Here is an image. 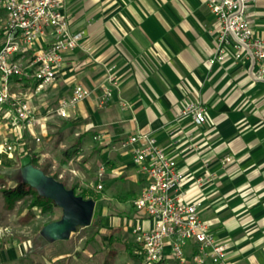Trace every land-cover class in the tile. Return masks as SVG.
<instances>
[{
  "label": "crops",
  "instance_id": "crops-1",
  "mask_svg": "<svg viewBox=\"0 0 264 264\" xmlns=\"http://www.w3.org/2000/svg\"><path fill=\"white\" fill-rule=\"evenodd\" d=\"M207 1L64 0L68 28L81 31L82 40L64 57L54 85L29 95L31 108L46 117L44 134L39 135L38 128L20 132L12 110L0 105L6 118L0 124L1 136L8 140L7 135L20 138L27 133L33 140L39 136L41 142L50 138L54 118L68 121L77 151L64 158L67 170L77 171L88 180V189L100 192L112 191L120 177L132 181L135 174L142 175L132 163L129 147L121 142L134 134H150L186 175L183 197L201 201L199 217L213 238L225 245L228 262L264 264V80L254 79L257 67L247 59H233L231 49L223 62L210 63L217 24ZM246 19L255 36L264 39V0H249ZM30 57L24 54V59ZM108 69L117 79L116 88L107 82ZM23 79L27 86L11 81L14 92L30 86V80ZM75 85L87 89L90 96L68 109L67 118L57 117L54 108ZM105 89L111 90V97L100 108ZM50 100L57 102L47 108ZM190 103L204 108L205 123L178 117ZM35 104L44 109L37 111ZM23 150L16 152L18 159L24 157ZM41 150V146L34 150L38 161L51 157L48 150ZM13 155L0 145V171H4L0 174L10 170ZM226 156L229 162H224ZM74 159L79 168L69 167ZM50 162L53 166L56 160L52 157ZM100 166L104 173L99 181ZM99 182L102 189L97 191ZM145 185L143 179L135 195ZM2 201L4 205L3 197ZM126 218L137 221L132 207ZM140 223L150 226L146 220ZM108 224L128 236L135 255L136 245L119 219L116 224L113 217ZM168 257L162 264L179 263L175 259L167 263Z\"/></svg>",
  "mask_w": 264,
  "mask_h": 264
},
{
  "label": "built area",
  "instance_id": "built-area-1",
  "mask_svg": "<svg viewBox=\"0 0 264 264\" xmlns=\"http://www.w3.org/2000/svg\"><path fill=\"white\" fill-rule=\"evenodd\" d=\"M64 0H0L4 19L0 28V105H7L13 113L14 123L20 132L38 128L44 134L46 117L37 114L30 106L29 95L43 92L55 83L64 57L76 50L82 40L81 31H70L63 11ZM249 0H208L207 7L217 24L216 48L210 63L223 62L232 50L235 60L247 59L257 70L254 79L264 80V39L255 36L246 19ZM30 52L31 57L24 59ZM13 77L28 78L30 86L14 92ZM107 82L117 87V79L108 69ZM90 92L75 85L68 98L61 99L53 110L59 118L68 117V109L88 98ZM111 97L105 89L98 106L104 107ZM190 116L195 124L205 123L204 108L199 104H186L178 117ZM93 139H97L94 137ZM5 140L6 151L13 148ZM39 142V136H34ZM129 147L132 163L144 175L146 185L131 200L137 221L146 220L132 227L131 238L136 245L134 254L138 264H162L166 249L180 264L189 259L193 264H230L223 243L216 241L208 231L206 222L199 217L201 201L188 202L181 191L186 175L177 168L173 158L156 144L150 134H134L121 142ZM231 158L226 156L224 162ZM104 166L98 168L100 181ZM201 179H196L200 184ZM95 189L100 191L99 182ZM3 230L0 228V233Z\"/></svg>",
  "mask_w": 264,
  "mask_h": 264
},
{
  "label": "rangeland",
  "instance_id": "rangeland-1",
  "mask_svg": "<svg viewBox=\"0 0 264 264\" xmlns=\"http://www.w3.org/2000/svg\"><path fill=\"white\" fill-rule=\"evenodd\" d=\"M3 18L4 15L0 12V24ZM1 36L0 28V41ZM27 56L30 57V52L27 53ZM56 102L57 100H50L47 108L53 107ZM36 107L38 106L36 105ZM43 109L38 107L36 110ZM1 110L2 108H0V124L6 119L1 115ZM53 120L49 125L50 138L45 137L41 142H35L27 133H22L20 138L13 134L5 136L8 137L7 144L12 146L15 157L10 170L0 174V191L2 185L11 187L15 185V182L25 179L26 169L20 165L23 157L18 159L15 155L18 150L24 148L21 155L28 157L30 162L34 157L37 159V164L32 165L34 168L49 177L56 175L55 180L64 184L68 189H73L75 194L82 193L83 199L94 202L90 224L85 227H76V230L65 239H53L48 225L61 218V210L58 207L52 206L50 211L43 212L40 207L29 206V200H22L8 209L2 203L0 192V228L5 229L0 233V264H138L140 260H135L129 254L128 236L124 235L120 229L114 230V226H110L108 222L114 217L117 224L119 219L120 226L128 235L131 234L132 227L140 223L128 219L126 216L131 213V200L143 185L144 176L135 174L132 181L122 180L120 177L119 180L116 179L118 185L112 191H106V188L100 192L91 191L86 187L88 180H85L77 171L73 174L67 170V162L62 155L63 151L73 143L70 138L71 126L68 121L61 123L58 119L54 118ZM61 127L65 128L66 132H60ZM2 131L0 128V145L4 147L5 139L1 136ZM21 139L22 142H20ZM58 142L63 143L62 147ZM40 146L42 147L41 152L46 149L51 157L38 161L37 153L34 150ZM52 157L56 160L53 166L50 162ZM77 164L78 162L74 159L73 164L69 167L76 169ZM1 168L3 167L0 166V170H2ZM63 168L64 171H62ZM106 193L111 196H106ZM106 197L110 199H106ZM97 217L101 218L99 222ZM165 252L166 256H169L167 263L172 262V256L168 255L170 250L166 249ZM183 264L193 263L186 261Z\"/></svg>",
  "mask_w": 264,
  "mask_h": 264
},
{
  "label": "water",
  "instance_id": "water-1",
  "mask_svg": "<svg viewBox=\"0 0 264 264\" xmlns=\"http://www.w3.org/2000/svg\"><path fill=\"white\" fill-rule=\"evenodd\" d=\"M20 165L26 169L23 181L38 195L50 200L61 210V218L48 225L53 239H65L76 230V227H85L90 224L94 209L92 200L77 196L73 190L66 188L61 182L34 168L28 157H23Z\"/></svg>",
  "mask_w": 264,
  "mask_h": 264
},
{
  "label": "trees",
  "instance_id": "trees-1",
  "mask_svg": "<svg viewBox=\"0 0 264 264\" xmlns=\"http://www.w3.org/2000/svg\"><path fill=\"white\" fill-rule=\"evenodd\" d=\"M0 12L3 13V11L1 9H0ZM13 80L21 81L23 86L28 85V83L23 78L13 77ZM76 151H77L76 145H72L63 152V156L65 159H70L71 157H73L76 154ZM30 163L32 165H36L37 159L35 157L32 158ZM44 172H45V170H44ZM53 178H56V175H53ZM0 192H1L3 200H4V204L8 209H10L16 202L22 201V200H29V203H30L29 206L40 207L43 212L50 211L51 207L54 206V204L50 200L45 199V198L41 197L40 195H38V193L33 188H31L26 182H24L23 180L15 182L14 186L7 187V188L3 187ZM76 195L84 198V195L82 193L76 194ZM97 218H98L97 220L99 222L101 220V218H99V217H97ZM132 246H133V244L131 245V243L129 245H127L129 254L135 260H140L139 256L133 255L131 253V251H132L131 247Z\"/></svg>",
  "mask_w": 264,
  "mask_h": 264
}]
</instances>
